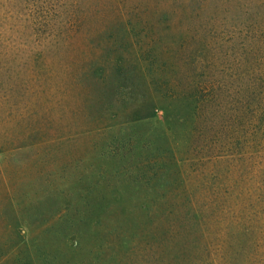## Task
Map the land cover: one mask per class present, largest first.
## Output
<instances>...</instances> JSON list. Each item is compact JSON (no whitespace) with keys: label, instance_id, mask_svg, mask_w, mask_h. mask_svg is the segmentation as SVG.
I'll list each match as a JSON object with an SVG mask.
<instances>
[{"label":"rangeland","instance_id":"rangeland-1","mask_svg":"<svg viewBox=\"0 0 264 264\" xmlns=\"http://www.w3.org/2000/svg\"><path fill=\"white\" fill-rule=\"evenodd\" d=\"M155 1L0 0V264H137L210 193L198 126L235 139L264 107V0H210L199 17ZM198 56L205 122L182 97ZM226 186L216 202L240 212L191 230L180 264L211 238L214 264H264V182L244 211ZM156 252L171 264L173 242Z\"/></svg>","mask_w":264,"mask_h":264},{"label":"trees","instance_id":"trees-1","mask_svg":"<svg viewBox=\"0 0 264 264\" xmlns=\"http://www.w3.org/2000/svg\"><path fill=\"white\" fill-rule=\"evenodd\" d=\"M180 1L181 0H172L169 2V0H156L154 4L157 6H161L160 4H162L164 8L171 6L174 10L173 14H177L181 7ZM209 1L210 0H187L185 6L189 10L188 14L199 17L200 13L205 12ZM136 4L140 5L139 3ZM195 32L201 33L202 31L196 28ZM191 65L193 66L191 68L197 76L198 81H192L190 84L191 93L186 92L184 94L185 96L182 97L192 98L195 102V107L196 103L198 104L200 107L199 111L201 110L200 118L201 114L205 112H203V110L207 102L212 101V86H209L204 80L202 57L198 56L191 62ZM257 87L261 88L262 86L260 87V84H258ZM261 111L264 113V107H261L260 110H258V108L254 110V115L250 116V121L248 123L241 126L242 130H240L239 136L235 139L224 138L223 132H216V130H210L213 136H207L208 127L205 126L206 123H201L200 126H198L199 134L202 136L200 145L196 150L201 158L198 162L202 165L213 164V167L210 168L206 174L201 172L202 183L209 189L210 193L205 196L203 205H200L201 201L199 202V199L197 201V199L194 200V197L192 199L188 198L186 201V208L182 214L181 220L178 221L177 227L174 226L173 222L165 227L160 234V238L155 239L154 244L149 249L144 250L141 255L137 256V264H161L158 260V253L156 251L160 247L161 242L166 239L173 242L174 255L172 256L171 264H180V259H189L187 255H189V251L192 247L186 245L184 241L187 239L186 237L191 234V230H193L192 234L198 233L199 230L208 234V219L218 218L220 215L214 217L217 212L227 217L238 215L236 211L240 212V209H226L222 206V203L219 204L216 202V200L222 201V198H218V194L222 181L224 180L228 182V186H226L228 188H224L225 190L222 189V194L230 193L229 195H232L233 192H238L237 197L242 198L235 199L241 206H246L243 211L249 206L251 208L254 206V202L250 203L249 200L254 191L258 190V181L262 180L264 182V176H258L260 173L259 166L264 156V143L261 144L260 139L257 140L258 133L262 128L264 129V126L259 124L262 115ZM203 117V122H205V113ZM199 118L198 122H200ZM243 183L248 187L244 188L245 186ZM241 191H244V194H242ZM263 200L262 202H264ZM247 202L249 206L246 205ZM202 226L204 230L201 229ZM196 241L197 240L191 242L194 245L193 248L196 249L190 264H214L217 259L216 255L218 256V251L221 250L220 244L212 241L211 238L208 240L207 247L204 246L199 249L201 244L195 245L194 243H196Z\"/></svg>","mask_w":264,"mask_h":264}]
</instances>
